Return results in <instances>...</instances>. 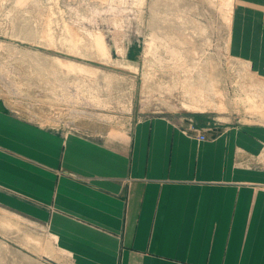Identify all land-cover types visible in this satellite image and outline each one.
<instances>
[{
  "label": "crops",
  "instance_id": "crops-1",
  "mask_svg": "<svg viewBox=\"0 0 264 264\" xmlns=\"http://www.w3.org/2000/svg\"><path fill=\"white\" fill-rule=\"evenodd\" d=\"M235 1L232 51L264 76V0ZM4 96L0 209L44 228L72 264H264V166H247L262 126L198 141L162 115L110 122Z\"/></svg>",
  "mask_w": 264,
  "mask_h": 264
},
{
  "label": "rangeland",
  "instance_id": "rangeland-1",
  "mask_svg": "<svg viewBox=\"0 0 264 264\" xmlns=\"http://www.w3.org/2000/svg\"><path fill=\"white\" fill-rule=\"evenodd\" d=\"M236 5L0 0V94L30 108L31 97L49 91L55 105L60 99L92 118L106 113L110 122L162 115L209 139L229 127L264 128V76L231 48ZM193 114H204L202 126L184 125ZM247 163L263 167L264 152ZM52 241L44 228L0 209V264H72Z\"/></svg>",
  "mask_w": 264,
  "mask_h": 264
},
{
  "label": "built area",
  "instance_id": "built-area-1",
  "mask_svg": "<svg viewBox=\"0 0 264 264\" xmlns=\"http://www.w3.org/2000/svg\"><path fill=\"white\" fill-rule=\"evenodd\" d=\"M34 97H35V95L32 97L33 99L30 98V103H29L30 108H31V106H36V105H41V106H45V107L50 108V106L52 105L51 102L54 101L55 96H54V93H50L49 91H45L44 96H40L38 94L37 97H35V98ZM186 132L188 133V135L197 139L198 141H204V140L209 139V136H207L205 132L199 131L198 129H196L192 126H189L186 129Z\"/></svg>",
  "mask_w": 264,
  "mask_h": 264
},
{
  "label": "bare ground",
  "instance_id": "bare-ground-1",
  "mask_svg": "<svg viewBox=\"0 0 264 264\" xmlns=\"http://www.w3.org/2000/svg\"><path fill=\"white\" fill-rule=\"evenodd\" d=\"M263 39V38H262ZM263 44V43H262ZM65 263V262H64Z\"/></svg>",
  "mask_w": 264,
  "mask_h": 264
}]
</instances>
